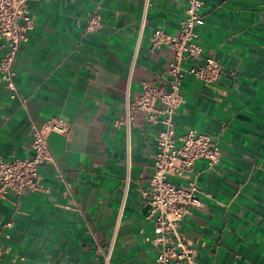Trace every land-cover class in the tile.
Instances as JSON below:
<instances>
[{
    "label": "crops",
    "instance_id": "0c3cea01",
    "mask_svg": "<svg viewBox=\"0 0 264 264\" xmlns=\"http://www.w3.org/2000/svg\"><path fill=\"white\" fill-rule=\"evenodd\" d=\"M186 5L150 0L144 12V0L28 2L34 28L13 64L26 101L0 82V159L29 157L32 125L50 117L66 118L69 133L48 135L55 164L39 166V190L0 198V241L9 247L0 264H101L113 237L111 264H156L140 189L162 126L138 112L127 138L116 121L143 84L168 78L173 51L151 49L149 36L177 34ZM92 13L102 26L83 34ZM200 13L197 42L221 74L212 86L183 79L174 137L209 134L220 159L214 170L195 162L201 203L178 230L200 264H264V0H203Z\"/></svg>",
    "mask_w": 264,
    "mask_h": 264
},
{
    "label": "built area",
    "instance_id": "2783aa9c",
    "mask_svg": "<svg viewBox=\"0 0 264 264\" xmlns=\"http://www.w3.org/2000/svg\"><path fill=\"white\" fill-rule=\"evenodd\" d=\"M32 0H0V82L10 90L11 98L25 103L26 98L18 92L14 79L13 64L21 45L28 40L34 28L28 2ZM150 0H144V12ZM203 0H187L184 16L177 34L155 29L149 36L151 49L168 46L173 56L168 66V78L161 86L143 84L142 90L125 103L124 114L116 121L124 126L127 138L138 112L145 114L151 124L162 128L155 136L156 150L153 153V172L140 193L149 206L147 218L154 222L155 236L145 237L157 246L156 264H200L179 233L181 220L193 207L200 205L198 174L194 171L197 160L203 159L208 170H214L220 159V148L209 134L195 129L188 130L179 138L174 137V115L184 102L181 84L186 76L200 80L206 86L215 84L221 74V65L214 56H202V47L197 42L198 28L205 24L200 13ZM102 26L100 15H89L83 34L98 31ZM136 53L133 57V62ZM198 60L196 63L191 61ZM132 62V63H133ZM50 133L68 134L69 122L63 117H50L40 126L32 125L31 155L25 158L0 159V198L12 190L15 195L24 190H39L38 170L45 163L55 164L48 145ZM128 148V147H127ZM129 149V148H128ZM61 178V174L59 175ZM177 178L180 182H173ZM11 226V222L6 223ZM114 237L101 250V264H111ZM9 247L0 241V259Z\"/></svg>",
    "mask_w": 264,
    "mask_h": 264
}]
</instances>
